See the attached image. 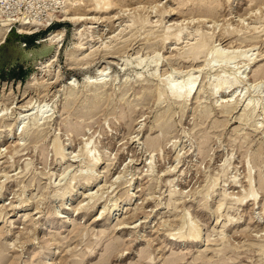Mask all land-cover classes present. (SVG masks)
I'll return each mask as SVG.
<instances>
[{
    "label": "rangeland",
    "instance_id": "374dc122",
    "mask_svg": "<svg viewBox=\"0 0 264 264\" xmlns=\"http://www.w3.org/2000/svg\"><path fill=\"white\" fill-rule=\"evenodd\" d=\"M229 1L115 0L77 24L63 0L0 6V264H264V0ZM191 74L176 102L162 82Z\"/></svg>",
    "mask_w": 264,
    "mask_h": 264
},
{
    "label": "bare ground",
    "instance_id": "6f19581e",
    "mask_svg": "<svg viewBox=\"0 0 264 264\" xmlns=\"http://www.w3.org/2000/svg\"><path fill=\"white\" fill-rule=\"evenodd\" d=\"M84 1H86V0H84ZM96 1V0H95ZM230 1H232L233 2V0H230ZM229 1V2H230ZM71 3V13L69 14V16H71V21L74 23V24H77V23H80V22H85V21H87V20H89L88 18H86L88 15H90L89 13L91 12V14L92 13H95V14H100V13H102V14H106V13H108L110 10H112L113 8H112V6L115 4V0H103V2H102V0H100V2L99 1H97V2H94V0H92L90 3H91V5H89V3H87L88 5H85L84 6V4L82 3L81 4V2H83L82 0H63V5L62 6H66V8H64L63 10H64V12H66L67 11V9H68V7H67V5H69V4H67V3ZM94 2V3H93ZM118 2V1H117ZM116 2V3H117ZM147 2V1H146ZM121 3V2H120ZM148 3V2H147ZM206 5V4H205ZM211 7V6H210ZM206 8H207V6H206ZM87 9H89V10H87ZM122 9V8H121ZM212 9V8H211ZM211 9L210 8H207L206 10H203L202 12L204 13V14H206L205 16L206 17H208V15L209 14H211L212 13V11H211ZM261 9V8H260ZM213 10V9H212ZM173 9H171L170 8V10H167V11H165L164 13H163V18H165V17H167L168 18V16H173L174 15V13H173ZM173 13V14H172ZM66 14H68V12H66L65 13V15ZM254 15V14H253ZM262 15V14H261ZM137 17V16H136ZM138 17H140V16H138ZM143 17V16H142ZM141 17V18H142ZM248 17V16H247ZM246 17V18H247ZM259 17V16H258ZM67 19V18H66ZM93 19V18H92ZM92 19H90L91 21H92ZM70 20V19H69ZM94 21L96 20V18H94L93 19ZM135 20V19H134ZM134 20H132L133 21V24H132V22L130 23V25L128 26L129 28H131V27H135L137 24H140L141 26H145L146 24H148L147 22H148V19H144V20H141L140 21V19L138 20V21H134ZM137 20V19H136ZM131 21V20H130ZM254 21V20H253ZM255 21H257V20H255ZM244 24V23H243ZM263 24H264V22H263ZM25 25V24H24ZM261 26V25H260ZM264 27V26H263ZM185 28V27H184ZM182 29L181 27L179 28H177L176 26H172L171 28L169 27L168 29H165V31H164V42H166L167 40H170V39H172L173 41H174V44L173 45H179L181 42V40L184 38V36H185V29ZM255 29H256V26L254 27ZM95 28H93V30H94ZM246 29V28H245ZM254 29V30H255ZM259 29V28H258ZM257 30V29H256ZM24 32V31H23ZM260 32V31H259ZM95 33V32H94ZM194 33V32H193ZM93 34V33H92ZM95 35H96V33H95ZM204 35V34H203ZM186 36H187V34H186ZM195 36V35H194ZM198 36H202V34H198ZM205 36H207V35H205ZM205 36H202V37H204L201 41H205V43L207 44V42L208 41H206V37ZM58 38V37H57ZM186 38V37H185ZM197 38V37H196ZM198 38H200V37H198ZM197 38V39H198ZM209 38H211V37H209ZM54 39V38H53ZM56 39V38H55ZM196 39V40H197ZM205 39V40H204ZM51 39H49V41H50ZM184 40V39H183ZM200 40V39H199ZM207 40H210V39H208V37H207ZM201 41H199V42H197V46H193L192 47V51L191 52H193V54H195V56H196V54L197 55H199L200 56V53H202V51H203V49L205 48V46H206V44H204V43H202L201 44ZM91 42H93V43H98V40H97V37H93V39H92V41ZM210 42V41H209ZM208 42V43H209ZM170 43V44H171ZM196 43V42H195ZM200 43V44H199ZM104 45V44H103ZM107 46H106V49L105 50H107ZM207 49V48H206ZM96 50V49H95ZM99 51V50H98ZM112 51V50H111ZM214 51V50H213ZM92 52V51H91ZM108 54H110V50H108V51H106ZM85 53V52H84ZM83 52H82V47H79V49L75 52V54H74V56H73V58L77 61V62H79V61H83V60H87V58L92 54V53H94V52H92L91 54H89L88 56H86V54H84ZM220 52H219V50L218 51H216L215 53H214V55H215V57L210 61V63H207V67H210V68H212V64L214 63V61L213 60H220V59H222L221 58V56H220V54H219ZM193 54H191L190 53V55H193ZM202 54H204V53H202ZM201 54V55H202ZM237 54V53H236ZM238 55L239 54H237V58H238ZM194 56V55H193ZM199 56H196V57H198L199 58ZM235 56V55H234ZM81 57V58H80ZM83 57V58H82ZM191 57V56H190ZM232 57V56H231ZM191 59H193L192 57H191ZM225 59V58H224ZM232 59H234L233 57L232 58H228V60H226L227 62L226 63H228L229 62V60H232ZM74 60V61H75ZM195 60V59H194ZM81 61V62H82ZM197 61V60H196ZM85 62V61H84ZM213 62V63H212ZM218 63H219V61H217ZM222 62V61H221ZM232 62V61H231ZM83 63V62H82ZM212 63V64H211ZM230 63V62H229ZM80 64V63H79ZM220 64V63H219ZM222 65V64H221ZM227 65V64H226ZM227 67V66H226ZM223 68V67H222ZM255 72H257L256 74V76H261V74H263L264 73V69H262V68H260L259 70H257V71H255ZM106 73V72H105ZM187 78H184V79H182L181 81H179V82H172L171 81V77H168V78H166L163 82H162V84H163V86H164V89H165V91L167 92V94L171 97V98H173L176 102H180V103H188L187 101H188V99L191 97V95H192V93H193V91H194V89H195V86H196V84H197V82H198V79L197 78H195V77H193L192 76V74L191 75H188V76H186ZM229 78V77H228ZM239 77H237V75H235L234 77H232L227 83L225 82V85L223 86V87H220V82L221 81H223V79H222V77H220L219 76V78L216 80V81H214V83H215V92H214V95H216V94H219V93H221V94H224V93H227L228 91H230L232 88H233V86L240 80V79H238ZM261 78V77H260ZM105 79L103 78V79H101V80H99V81H97L96 83H91V82H85V86L86 87H91V89L94 87V88H97L98 90H100V88H102V90H103V87L104 86H106L107 85V82H105L104 81ZM217 84V85H216ZM96 89V90H97ZM95 90V91H96ZM101 91V90H100ZM99 91V92H100ZM99 92H96V93H99ZM97 95V94H96ZM99 95H97V97H98ZM96 100V99H95ZM97 102V101H96ZM93 104V103H92ZM96 105V104H95ZM94 107V106H93ZM92 107V108H93ZM36 112V111H35ZM79 113V112H78ZM45 114V113H44ZM39 116V115H38ZM40 117V116H39ZM42 117V116H41ZM245 117H247V116H244V118ZM43 118V117H42ZM41 119V118H40ZM247 119V118H246ZM36 120V119H35ZM249 123V122H248ZM23 129H22V133H25L26 131H27V126L25 127V125L22 127ZM68 129H69V127H68ZM70 130V129H69ZM68 130V131H69ZM21 135V134H20ZM86 146V145H85ZM59 151V150H58ZM62 151V150H61ZM263 152V151H262ZM58 154L60 155V157H61V162H64L65 161V158H67V157H65V154L64 153H62V152H58ZM64 154V155H63ZM91 163L93 164V166H97L98 164V161H97V159L96 158H92L91 159ZM97 164V165H96ZM149 168H151V167H149ZM150 170V169H149ZM226 171V170H225ZM101 174V173H100ZM84 176V175H83ZM93 176V177H92ZM91 177H92V179H93V181L95 180H97V177L96 176H94V175H92ZM79 178H81V176H77L76 178H74V180L75 181H78V179ZM260 179H259V181H260V183H261V185H263L264 186V177H262V175L259 177ZM91 179V178H90ZM73 180V181H74ZM214 189V188H213ZM213 191V190H212ZM212 191H211V193H209L208 194V196L205 198L206 199V202L209 204V198L210 197H212ZM69 193V192H68ZM60 196V195H59ZM62 197V196H61ZM250 197H252L251 199H253V201H255L257 198H256V196H255V193L250 189L249 190V192H248V195H247V197L246 198H250ZM246 198H244V199H246ZM92 199V198H91ZM101 200V199H100ZM244 201V200H243ZM22 205V204H21ZM122 205V204H121ZM121 205H118V207H116L117 209L115 210L116 212L117 211H120V209H118V208H121ZM207 205V204H206ZM21 208H23V206H21ZM15 209H17V208H15ZM124 208L122 207V210H123ZM126 209V208H125ZM80 210H83V208H81L80 206H77L76 208H72V210L71 211H74L75 213L76 212H80ZM78 212V213H79ZM104 213V212H103ZM101 216V215H100ZM100 216H98L97 218H95V221H98L99 220V218H100ZM103 216V215H102ZM112 216V215H111ZM117 216V215H116ZM64 217H61V216H57V218L56 219H59V220H61V219H63ZM107 220H109V218H107ZM192 220V219H191ZM54 223V222H53ZM56 223V222H55ZM194 223V222H193ZM194 224H196V223H194ZM187 226H188V228H189V230H190V235L187 237V238H184L185 239V241H186V239H187V243H191V244H200V243H202L203 242V237L200 235V232H199V229H196V227H194L193 226V224H192V221H189L188 223H187ZM198 228V227H197ZM223 234V233H222ZM184 235V234H183ZM184 237V236H183ZM182 240V239H181ZM185 241H183V242H185ZM205 243V242H204ZM49 252V251H48ZM202 257V256H201ZM46 260V259H45ZM27 264L29 263V262H26Z\"/></svg>",
    "mask_w": 264,
    "mask_h": 264
},
{
    "label": "built area",
    "instance_id": "2783aa9c",
    "mask_svg": "<svg viewBox=\"0 0 264 264\" xmlns=\"http://www.w3.org/2000/svg\"><path fill=\"white\" fill-rule=\"evenodd\" d=\"M29 0H0V6L6 7V10H26L28 8H32L33 6L28 2ZM34 0H32L33 2ZM43 1L42 3H44ZM40 3V4H42ZM16 16V15H15ZM14 16V17H15Z\"/></svg>",
    "mask_w": 264,
    "mask_h": 264
},
{
    "label": "trees",
    "instance_id": "16d2710c",
    "mask_svg": "<svg viewBox=\"0 0 264 264\" xmlns=\"http://www.w3.org/2000/svg\"><path fill=\"white\" fill-rule=\"evenodd\" d=\"M21 70L24 71L23 69H20V71H21Z\"/></svg>",
    "mask_w": 264,
    "mask_h": 264
}]
</instances>
